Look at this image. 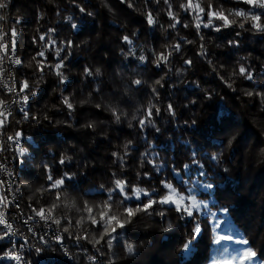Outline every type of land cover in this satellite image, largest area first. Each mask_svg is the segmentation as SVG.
Returning a JSON list of instances; mask_svg holds the SVG:
<instances>
[{
    "label": "trees",
    "instance_id": "trees-1",
    "mask_svg": "<svg viewBox=\"0 0 264 264\" xmlns=\"http://www.w3.org/2000/svg\"><path fill=\"white\" fill-rule=\"evenodd\" d=\"M6 2L7 8L0 9V13L7 17L8 29L20 33L18 50L24 59L17 77L21 82L28 81L27 92L33 89L36 92L29 95L31 105L26 110L29 118L15 111L6 127L7 133H23L25 165L19 170L23 207L27 210L49 207L56 201L55 192L60 191L64 195L61 201H56L59 206L54 214L61 218L57 226L62 230L71 221L73 234L80 231L86 232L89 239L99 238L102 229L98 225L87 221L77 225L76 221L87 216L83 212L85 202L96 205L107 199L115 179L127 182L130 195L132 187L149 192L155 188L163 194L162 179L171 181L180 191L194 185L200 188L195 189L200 197L212 199L211 206L220 215L230 216L233 229L229 233L249 242L245 247H252L258 254L254 264H264V102L260 96L245 94L264 93V33L252 30L249 23H245L244 29L239 28L240 18L220 31L205 28L203 24L197 29L196 12H186L181 7L186 0H169L179 20L175 27L170 26L174 21L167 15L168 5L164 0L159 4L154 0H147V4L145 0H132L131 8L121 0ZM208 3L209 0H200L205 8L201 14L204 23L208 19ZM211 3L222 5L226 12L249 10L239 0H211ZM80 8L85 11L81 12ZM146 10L152 12L155 24L147 23ZM214 23L219 25L221 21ZM72 24L77 27L73 28ZM125 35L133 41L131 46L122 40ZM177 43L180 50L173 51L170 46ZM129 47L135 48V56L125 55ZM57 49H61L59 56ZM40 51L44 57L37 55ZM202 51L206 55H201ZM153 52H171L167 64L157 67ZM140 55L147 60L140 61ZM37 60L44 61L43 71L38 69ZM61 60L64 64L61 71L66 78L63 82L52 67ZM187 60L191 64H186ZM241 64L250 68L252 80L238 74ZM96 68L100 69L98 76ZM85 69L93 75H86ZM135 79L141 80V84H133ZM157 80L161 83L156 84ZM64 96L69 97L73 109L62 103ZM149 104L160 111L157 114L153 108L152 122L142 129L138 120L146 115ZM168 104L173 106L174 116L167 111ZM107 105L117 108L121 114L119 122ZM220 114L227 118L226 123L218 119ZM90 122L92 127L87 126ZM222 127L228 131H221ZM233 137L229 145L226 141ZM220 141L225 143L221 145ZM193 151L203 165L205 177H200L197 166L192 164ZM113 153L123 156V163ZM211 155H218L220 163L213 162ZM62 157L71 160L60 164ZM149 160L154 161L159 171ZM45 164L53 179L64 173L72 177L65 180L63 189L38 191L47 189L51 183L47 180ZM184 164L191 166L187 174ZM172 165L180 170L183 183L173 174ZM224 168L228 169L226 173ZM204 183L216 187L205 191L201 187ZM146 199L142 194L141 200ZM119 201L120 197L114 193L113 211L140 203L135 197L123 205ZM160 210H164V217L156 214ZM149 212L152 214L137 213L123 229L117 228L111 248L105 243L108 237L94 246L87 240L77 242L69 233L62 232L77 264H90L87 261L90 256L97 258L95 264H209L212 261L218 234L209 217L198 214L201 232L189 249L184 250L183 245L191 238L194 227L192 219L181 220L180 214L168 205H154ZM168 222L173 228L164 231ZM125 241L135 246L134 254L126 253ZM3 248L0 243V254ZM0 264L8 263L0 261Z\"/></svg>",
    "mask_w": 264,
    "mask_h": 264
},
{
    "label": "snow or ice",
    "instance_id": "snow-or-ice-1",
    "mask_svg": "<svg viewBox=\"0 0 264 264\" xmlns=\"http://www.w3.org/2000/svg\"><path fill=\"white\" fill-rule=\"evenodd\" d=\"M122 3H126L128 5V7H134L132 0H121ZM155 3L159 4L160 0H154ZM239 2L248 5L249 6V10L245 11L243 9H228L227 12L225 11V9L223 8L222 5L220 6H214L211 3V0H209L208 6H207V22L204 23L203 22V18L202 15L203 13H205V8L201 7L200 4V0H196V2L194 3V0H186V3L182 4L181 7L184 8V10L187 12L189 10L191 11H195L196 12V23H195V27L197 29H199L201 27V24H203V27L208 28V27H213L215 31H220L222 28H227V27H231L233 23L237 22V18H240L239 23H238V27L241 29H244V25L245 23H249L250 27L252 30L256 31V32H261L264 33V23H261V18L262 15H264V0H239ZM145 3L147 4V0H145ZM164 3L168 5V9H167V15L174 21L173 24H171V27H175V25L177 23H179V20H177L176 15L173 13V11L171 10L172 6L169 3V0H164ZM8 4L6 2V0H0V9H5L7 8ZM253 9H258L260 11H253ZM81 12H84L85 9L84 8H80ZM87 15H91V13H87ZM229 17H232L233 19H229ZM0 19H3V16H0ZM72 17H68V20H71ZM219 20L221 21V23L219 25H216L214 23V21ZM146 21L149 25H153L156 23V20L152 14L151 11H147L146 10ZM73 28H76L77 25L76 24H72L71 25ZM185 27H187V25H184ZM52 31V30H50ZM240 33H237V35H239ZM6 35V33H5ZM11 35L14 37L16 35L15 29L11 30ZM0 39H2V36H0ZM41 40L44 39V36L40 37ZM202 39V37H201ZM122 40L124 42H126L128 45H132L133 41L129 38V36L125 35L122 37ZM230 44H235L236 41H229ZM13 44V51L15 49V41H12ZM52 44H55V41H52ZM71 42H68V47L71 48ZM172 48L173 51H179L180 50V44H174L170 46ZM0 49L3 50L4 55H7L8 52V46L7 44H0ZM61 49H57L56 55L59 56ZM4 55H0V62L3 61L4 59ZM38 56L40 57H44V52L40 51L37 53ZM70 55V52L66 54ZM126 56H135L136 55V50L134 47H129V50L127 53H125ZM154 55V63L156 64L157 67L160 66L161 63L167 64L168 62V58L171 55V52H153ZM201 55H206V53L204 51L201 52ZM33 59L35 60L36 57H33ZM138 59L140 61H146L147 57L144 55H140L138 57ZM243 59V58H242ZM14 63L16 65H20L22 64L21 59L16 58L14 60ZM37 67L40 71H43L44 67H45V63L43 60H37ZM186 64H191L190 60L185 61ZM209 63H211V61H209ZM52 67H54L55 69V73L57 76L60 77L61 82H63L66 78L63 75V72L61 71V69L64 67L63 61L61 60L59 63H56L55 65H53ZM3 72L4 69L2 67H0V77L3 76ZM96 75L98 76L100 74V69L96 68L95 70ZM85 73L88 76H92L93 73L91 70L89 69H85ZM237 74V73H234ZM238 74L240 76H243L245 79L247 80H252L253 79V74L252 71L250 70V68H246L243 64H241L238 68ZM221 79H223V77H221ZM133 84L135 85H140L141 84V80L139 79H135L132 81ZM156 84H160L161 82L159 80H157L155 82ZM225 83L227 84V86L229 88L232 87V85L230 83H228L227 81H225ZM163 86V85H161ZM29 89V83L27 80H24L21 82L20 84V88H19V92H17L16 94L18 96H20V101H22L23 105H27L28 104V100H29V95H35L36 92L35 90H31L27 93H25V90ZM9 92H15L16 89L14 87H9L8 88ZM152 91L155 93L156 89L153 88ZM21 93H25L24 95H20ZM248 96H252V95H257L261 97L262 102H264V93H260V92H256L253 93L251 91H248L245 93ZM158 95V94H157ZM17 101H13V103H16ZM62 103L68 108V109H73V104L70 102L69 97H62ZM81 103H85V101H81ZM193 103H195V101H193ZM7 102L3 99H0V129H3L4 126L8 123V116L11 115V113L7 110L6 107ZM97 108L100 107V104L96 105ZM108 109L112 112L113 116L115 117L116 121L119 122L120 120V115L118 114L117 108L112 107L111 105H107ZM155 108L154 104H149L147 110H146V115L138 120L139 126L143 129L146 125V123H151V117H152V109ZM156 113L159 114V108H155ZM21 113H23V116L25 119L29 118V112L25 110V107H21L20 108ZM167 111L171 114V115H175V112L173 110V106L171 104L167 105ZM34 120L38 121V117L33 116L32 117ZM133 119H136V117L134 116ZM218 119L221 121L222 124L226 123V117L223 114H220L218 116ZM193 124L195 123V121L192 122ZM88 127H92V123L90 122L88 125ZM153 127H155L153 125ZM155 130L157 132L160 131L159 128H155ZM221 131L226 132L228 131L227 127H222ZM0 135H3V133H0ZM23 133L17 131L13 136H7V140L8 141H13L17 144V151H23L22 149L19 148V140L22 138ZM232 139L233 138H229L226 142L230 145L232 143ZM3 141L0 140V151H3ZM128 143H131V141H129ZM225 143V141H220V144L223 145ZM125 149H127V144L125 145ZM126 154V153H125ZM145 156H147L148 154L145 153ZM114 157H117L121 163H123V156L119 155L118 153H113ZM196 153L195 151L192 152V164L197 166L198 169V175L200 177H205L206 173L204 172L203 169V165L200 164V162L198 160H196ZM210 159L219 164L220 163V158L218 155H211ZM71 160V157H62L59 161L60 164H64L65 161ZM150 164H153V167L156 168L157 171H159V168L155 165L153 160H149L148 161ZM172 172L176 177H180V170L178 168H176L175 165H172ZM44 168L46 170L47 173V180L50 181L51 183L49 184L47 189H38V191H53V190H57V189H63L64 185H65V180H70L72 177L68 174V173H64L63 176H61L60 178L57 179H53V176L51 175V170L49 169L48 165L45 164ZM183 168L185 170V173H189L191 171V166L189 164H184ZM223 171L226 173L228 171L227 168H224ZM115 175V174H113ZM145 176L148 175V173H144ZM181 182L183 183V178L180 177ZM3 181H0V187H2L3 185ZM196 183H199V181H196ZM160 184L163 186V188L165 189V192L163 194L159 193L155 188L152 190V192L147 191L146 189H142L139 187H132L130 189L131 191V195L129 194V189H128V185L127 182L122 180V179H115L113 181V186L108 189V197L106 200L103 201V203L101 204H96V205H89L87 202H85L84 207H83V212L87 213V216H81L79 220L76 221L77 225H83L86 221L90 222L92 225H98L102 231L99 235V238H96V236H93L91 239H89V236L86 234V232H80V231H76L74 234L70 231V229H72L73 225L71 224V221H68L67 226H65L62 231L63 232H67L69 233L70 236H72L73 239H75L77 242L81 241V240H87L89 241V243H92L94 246L97 244H100L101 241L104 240L105 237H108V239L105 241V243L107 244V246L109 248L112 247V241L116 239V236L113 235V233L116 232L117 228L123 229L125 227L126 224L131 223L132 222V218L134 216H136L137 213H147L148 215H151L152 213L149 212V209H152L154 205H168L170 206V210H174L175 212L180 214V219L183 220L185 218H191L192 222H194V227L192 229V234H191V238L186 239L184 245H183V249L184 250H188L189 246L192 243V240H194L197 236H199L200 232H201V227L199 225V223L197 222V216L199 214V212L202 210V204L201 202L197 201L195 195L192 194V187L189 186L187 187L185 192L180 191L179 188H177L176 186H174V184L167 180V179H162L160 181ZM205 190L208 189H213L216 186L212 183H204L201 185ZM117 194L120 197V201L119 203L121 205H123L125 203V201L131 200L133 197H135V199L137 201H140V203H138L135 207L132 206H125L123 208V211H113V206H112V199H113V194ZM155 193V195H154ZM144 195L147 199L146 200H141V195ZM64 193L57 191L55 192V196H56V201H61L62 197H63ZM54 201L49 207L44 208V207H40L38 209L34 208L32 209V212L35 214V217H39L40 220L47 222H51L52 224H56V225H60L61 224V218H57L54 213H55V209L59 206L58 203ZM9 201L7 196L3 195V193H0V205H3L4 207H7ZM204 208L207 207V205H203ZM222 211H224L225 213L227 212V209H223ZM157 215L164 217L165 212L164 210H160L156 213ZM213 217H215V214H211ZM34 217H29V219H33ZM67 219V218H64ZM25 223H27V221H25ZM0 225H3L4 228L6 229V231L3 232V234H0V240H4L6 237L9 236L10 233H12L13 229H12V225L9 224L7 222L6 219V214L4 211L0 210ZM50 226V225H49ZM173 228V224L171 222L167 223V226L165 227L164 231H168L170 229ZM29 231H31V228L29 229ZM55 239V241L58 244H63L64 238L63 235L61 234H57L53 237ZM229 239H231V237H229ZM40 240L43 243H47L46 240H44V237L41 236ZM242 244L244 245H248L249 242L246 239H243L240 241ZM24 245H21V247H23ZM15 248V244L13 243V248L9 249L8 251H6L4 253V256L9 257L11 259H14L16 261H21V256L19 254H17L14 251ZM124 248L126 250V253L131 255L134 254L135 252V246L132 243H129L127 241L124 242ZM38 252L40 251V249H36ZM65 252H67L66 249H64ZM242 258L245 261H255L258 258V254L257 252L252 248V247H248L243 253H242ZM90 260H95L96 258L94 256H90L89 257Z\"/></svg>",
    "mask_w": 264,
    "mask_h": 264
},
{
    "label": "built area",
    "instance_id": "built-area-1",
    "mask_svg": "<svg viewBox=\"0 0 264 264\" xmlns=\"http://www.w3.org/2000/svg\"><path fill=\"white\" fill-rule=\"evenodd\" d=\"M5 9H1V11ZM0 16H3V19H0V36H2L0 44H7L8 46L7 55H4L3 50L0 49V55H4L3 61L0 62V67L4 69L3 76L0 77V99L7 102V110L11 113L8 116V123L3 129H0V133H3V135H0V140L4 142V150L0 151V181L4 182L2 187H0V193L7 196L9 201L7 207L0 205V210L5 212L7 222L12 225L13 229L8 237L0 240V243L4 247L0 254V261L8 264H77L67 242L64 240L61 245L53 238L57 234L63 235L62 230L56 224H52L51 222L46 223L40 220L39 217H35L32 210L25 209L20 201L23 187L20 182L19 170L25 165V157L23 155L24 141L22 138L19 140V148L23 151H17V144L7 140V136H13L14 134L7 133L6 127L10 123V119L15 111H20L21 107H25V110L30 107L31 99L29 97L28 104L25 106L20 101V96L16 94L19 92L21 84V81L17 77V70L22 67L24 62L23 56L18 50L20 33L16 32V35L13 37L6 25L7 17L3 13H0ZM13 40L15 41L14 51ZM16 58L21 59L22 64L16 65L14 63ZM9 87H14L16 91L9 92ZM25 93H27V90H25ZM25 93H21L20 95H24ZM14 100L17 102L13 103ZM40 207L47 208V206ZM29 217L34 218L29 219ZM30 228L31 231H29ZM4 231L6 229L3 225H0V234H3ZM41 236L47 241L46 244L40 240ZM13 243L15 244L14 251L22 258L19 262L4 256L6 251L13 248ZM21 245L24 246L21 247ZM36 249H40V251L38 252ZM87 261L90 264H95L97 258L95 260L87 258Z\"/></svg>",
    "mask_w": 264,
    "mask_h": 264
},
{
    "label": "rangeland",
    "instance_id": "rangeland-1",
    "mask_svg": "<svg viewBox=\"0 0 264 264\" xmlns=\"http://www.w3.org/2000/svg\"><path fill=\"white\" fill-rule=\"evenodd\" d=\"M202 185V184H201ZM185 187V186H184ZM189 187V185H188ZM193 191L192 194L195 195L197 201L201 202L202 210L199 212L201 215H205L210 218L217 234V245L215 249L212 261L209 264H254L255 261H245L242 258V253L247 249L240 241L243 240L242 237L233 235L229 233L233 228V223L229 215H220L212 206V199L210 197H200L199 194L195 192L196 188L194 185L191 186ZM202 187V186H201ZM203 188V187H202ZM187 186L185 188V191ZM203 190H205L203 188ZM182 191V192H185ZM206 191V190H205ZM207 205L206 208L203 205ZM215 214L213 217L211 214ZM64 235V233H63ZM65 237V236H64ZM231 237V239H229ZM65 240V239H64ZM66 241V240H65ZM67 242V241H66ZM68 244V243H67ZM226 245V246H224ZM69 246V244H68ZM224 246V248H223ZM69 248H71L69 246ZM71 250V249H70Z\"/></svg>",
    "mask_w": 264,
    "mask_h": 264
}]
</instances>
